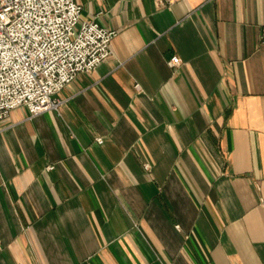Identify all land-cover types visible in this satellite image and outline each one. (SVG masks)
Instances as JSON below:
<instances>
[{"label":"crops","instance_id":"1","mask_svg":"<svg viewBox=\"0 0 264 264\" xmlns=\"http://www.w3.org/2000/svg\"><path fill=\"white\" fill-rule=\"evenodd\" d=\"M77 2L113 57L0 124V264H264V0Z\"/></svg>","mask_w":264,"mask_h":264},{"label":"built area","instance_id":"2","mask_svg":"<svg viewBox=\"0 0 264 264\" xmlns=\"http://www.w3.org/2000/svg\"><path fill=\"white\" fill-rule=\"evenodd\" d=\"M82 11L77 0H0V124L22 106L31 117L59 112L58 95L113 57L117 32Z\"/></svg>","mask_w":264,"mask_h":264}]
</instances>
